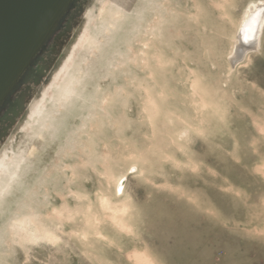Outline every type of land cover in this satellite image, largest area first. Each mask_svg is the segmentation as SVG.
<instances>
[{
	"label": "rangeland",
	"instance_id": "rangeland-1",
	"mask_svg": "<svg viewBox=\"0 0 264 264\" xmlns=\"http://www.w3.org/2000/svg\"><path fill=\"white\" fill-rule=\"evenodd\" d=\"M258 2L89 0L0 142V264H264V22L231 60Z\"/></svg>",
	"mask_w": 264,
	"mask_h": 264
},
{
	"label": "water",
	"instance_id": "water-1",
	"mask_svg": "<svg viewBox=\"0 0 264 264\" xmlns=\"http://www.w3.org/2000/svg\"><path fill=\"white\" fill-rule=\"evenodd\" d=\"M88 2L0 0V142L27 118L40 86L64 60L83 28ZM241 29L233 64L254 49L243 52Z\"/></svg>",
	"mask_w": 264,
	"mask_h": 264
},
{
	"label": "bare ground",
	"instance_id": "bare-ground-1",
	"mask_svg": "<svg viewBox=\"0 0 264 264\" xmlns=\"http://www.w3.org/2000/svg\"><path fill=\"white\" fill-rule=\"evenodd\" d=\"M263 5L264 2H258L252 4L248 7L246 11L244 23L241 26L242 33L240 35L241 38L243 39V47H245L243 52H246L248 48H255L258 44L261 27L264 22ZM90 19H91V15L90 16L88 15L86 21L84 22L83 29H81V31L77 36L78 38H76L75 42L69 48V51L65 56L64 60H62L60 65L53 71L49 83H47L45 86L42 87L41 93L39 94V97L36 98L35 103L31 104L28 107L27 119L25 120L23 125L25 124L27 125L29 120L34 116H40V114L41 115L43 114L42 108L40 107V103L42 102L47 90H49L55 84L57 78L66 71L67 68L64 67L68 63V61H70L73 58V53H74L73 50L78 47V44L80 43V39L81 37H83ZM237 57H238L237 51L234 50L231 56V60L234 62L237 59ZM71 79H72L71 77L67 78L66 84L60 88L62 95H66L70 92L71 86L68 83V81L72 82ZM7 160L8 157L6 151L4 150L0 153V178L1 176H6V178L9 179L13 175L12 171H7V168H5Z\"/></svg>",
	"mask_w": 264,
	"mask_h": 264
}]
</instances>
